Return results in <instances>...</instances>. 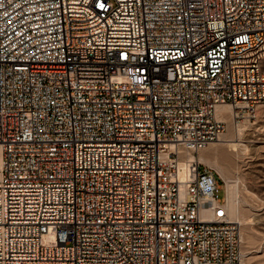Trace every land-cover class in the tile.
<instances>
[{"label": "built area", "instance_id": "1", "mask_svg": "<svg viewBox=\"0 0 264 264\" xmlns=\"http://www.w3.org/2000/svg\"><path fill=\"white\" fill-rule=\"evenodd\" d=\"M220 104L264 122V0H0V264H241Z\"/></svg>", "mask_w": 264, "mask_h": 264}, {"label": "rangeland", "instance_id": "2", "mask_svg": "<svg viewBox=\"0 0 264 264\" xmlns=\"http://www.w3.org/2000/svg\"><path fill=\"white\" fill-rule=\"evenodd\" d=\"M264 122L258 124L243 123L240 138L248 145V150L236 160L220 157L232 168H237L236 176L240 177V190L243 196L244 222L241 224L244 240L241 244L242 254H246L247 264H264ZM262 126V127H261ZM257 128V130H256ZM227 124L225 135L228 132ZM261 130V131H260ZM222 135L221 137H223ZM220 137V138H221ZM220 140L210 143L199 153H212L215 146H223ZM230 160V161H229ZM229 161V162H228ZM204 164V163H203ZM207 165V164H205ZM208 166V165H207ZM210 167V166H209ZM212 168V167H211ZM200 169H204L202 165ZM221 197L224 198V183L221 180ZM248 260V261H247Z\"/></svg>", "mask_w": 264, "mask_h": 264}, {"label": "bare ground", "instance_id": "3", "mask_svg": "<svg viewBox=\"0 0 264 264\" xmlns=\"http://www.w3.org/2000/svg\"><path fill=\"white\" fill-rule=\"evenodd\" d=\"M232 107L229 104H220L217 106V117L225 120L229 126L228 132L219 138L224 144L223 146H215L212 153L203 152L197 155V159L204 164L212 167L225 181V196H226V207L228 214L231 219L243 223L244 213H243V196H241L240 190V177L236 176L235 173L238 172L237 168H232L234 166H229V164L222 161V157H229L236 160L238 157L243 155V152L248 150V145L242 142L240 138L243 133V123L237 120H233L231 116ZM247 124V123H246ZM257 130V128H256ZM261 131V130H260ZM221 135V136H222ZM204 149V148H203ZM202 150V149H201ZM200 150V151H201ZM222 159H221V158ZM242 157V156H241ZM196 159L193 153H188L186 155V160L182 162L181 169L184 170L188 167L189 163ZM230 161V160H229ZM228 161V162H229ZM243 229V228H242ZM241 229V231H242ZM243 232V231H242ZM241 232L242 242L244 240L243 233ZM246 255V254H245ZM242 254L241 264H247L245 256ZM248 261V260H247Z\"/></svg>", "mask_w": 264, "mask_h": 264}]
</instances>
